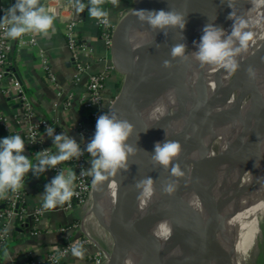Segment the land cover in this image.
<instances>
[{
  "label": "bare ground",
  "instance_id": "obj_1",
  "mask_svg": "<svg viewBox=\"0 0 264 264\" xmlns=\"http://www.w3.org/2000/svg\"><path fill=\"white\" fill-rule=\"evenodd\" d=\"M231 12L235 14L232 18L229 15ZM237 16L248 21L247 30L253 33L247 49L236 53L234 57L237 63L239 57H250L244 62L245 68L243 67L241 77H236L228 84L218 77L227 70L226 67L208 62L202 64L196 57L200 39L194 43L188 54L181 76V56H173L171 53L153 74L160 89L165 93L164 98L158 99L145 116L146 127L155 143L168 136L171 140L180 142L182 133L193 127L203 114L201 92L197 87L199 80L206 78L211 93L218 95L222 103L205 135L193 148L196 158L189 159L180 152L167 167L164 166L163 175L158 182L157 197L152 194L145 197L141 194L139 202L132 207L131 216L143 231L140 243L132 252V264H155L159 261L155 236L149 228L157 215L158 207L168 232L173 235L177 231L176 208L184 207L187 194L182 193L177 203L173 192L164 190L165 186L173 184L175 188L177 180L190 173L200 163L206 167L220 150L227 149L242 134L247 132L248 145L264 132V86L261 81L256 82L252 91L242 95L246 84L251 85L256 81L249 68L254 70L264 43V0H232L185 28L182 36L190 39L206 24L212 23L223 28L224 36L227 37L232 31L233 19ZM237 45L238 42L233 47ZM129 121L134 126L129 144L136 147L142 134L143 121L138 113ZM129 158L130 155L127 159V169H120L113 175L114 192L118 194L123 191L132 169ZM174 166L179 167L182 175L172 173ZM206 180L207 189L203 201L208 218V232L218 255L216 258L197 250L186 264H244L258 242L259 215L264 211V158L238 175L208 176ZM215 188H224L227 192L219 193L214 201ZM227 255L231 263L227 261Z\"/></svg>",
  "mask_w": 264,
  "mask_h": 264
},
{
  "label": "water",
  "instance_id": "obj_2",
  "mask_svg": "<svg viewBox=\"0 0 264 264\" xmlns=\"http://www.w3.org/2000/svg\"><path fill=\"white\" fill-rule=\"evenodd\" d=\"M231 1L132 0L131 7L113 23L110 56L112 67L121 74L122 81L110 104L109 114L116 112L121 119L129 120L138 113L143 124L140 140L135 147L136 151L129 158L132 169L121 194L114 192L113 176L107 177L100 184L92 183L90 212L95 215L112 239V247L104 264H132V252L140 243L143 233L141 226L131 216V209L139 202L143 191L142 187H137V182L150 177L153 181L152 195L156 198L158 182L163 175L164 166L153 160L155 142L145 123L146 112L158 99H163L165 96L153 74L161 66L165 57L171 53L172 47L183 43L186 47L184 55L179 59L182 66L179 75L181 76L186 58L193 49L194 43L200 39L203 29L190 39H185L182 31ZM170 8L186 14L184 29L169 27L167 30H153L146 22H141L136 14L139 9L170 10ZM1 12L0 10V14ZM251 76H255L256 81L251 85L247 83L242 95L252 91L256 82L261 81L264 86V43L260 48V56ZM197 87L201 92L200 100L204 106V112L193 127L182 133L179 142L182 146V154L189 159L196 158L193 148L205 135L222 103L218 95L211 93L206 78L199 80ZM9 95L15 97L16 91L11 89ZM246 133L227 149L220 150L206 167L200 163L190 173L176 181L172 191L176 202L178 203L182 193L187 194L184 207L176 208V233L171 235L168 232L159 207L155 219L149 225L155 236L159 257L158 263L155 264H186L197 250L217 258L218 253L213 247L208 232V218L203 201L207 189L206 179L208 176L215 175H238L264 158V132L248 145H246ZM131 137L132 135L126 143H129ZM166 140H171L170 136L160 143ZM226 192L227 189L215 188L214 201L219 193ZM4 206L3 204L2 207ZM19 206L20 203H16V207ZM28 224L29 218H26L25 226ZM227 259L231 263L228 255Z\"/></svg>",
  "mask_w": 264,
  "mask_h": 264
},
{
  "label": "crops",
  "instance_id": "obj_3",
  "mask_svg": "<svg viewBox=\"0 0 264 264\" xmlns=\"http://www.w3.org/2000/svg\"><path fill=\"white\" fill-rule=\"evenodd\" d=\"M83 2L88 3L90 0ZM14 3L15 0H0V6L3 8H8ZM38 4L44 6L43 0H38ZM131 4V0H100L99 6L107 12L110 21L115 23ZM45 10L54 16L52 29L47 35H36L35 44H20L19 37L12 38L10 72L0 80V137L21 135L25 140L24 154L34 162L36 156L30 153L26 144L25 127L28 120L47 118L53 123L56 133L65 132L76 140L87 142L88 136L93 132V116L96 111V107L85 104L88 73L109 70L104 89L105 100L101 105L103 109L112 103L117 94V83L122 78L121 74L111 69L110 51L101 36L99 24L101 17H93L85 7L83 11H77L76 8L78 38L93 47V52L82 53L78 57L88 65V69L80 82L75 81L77 59L69 48L65 25L56 14L46 8ZM45 61L56 75L57 82L48 78ZM12 77L21 82L32 105V109L24 115L25 117L21 115L17 99L7 95V91L12 88ZM58 91H62V94L59 95ZM67 102L69 104L65 106ZM41 141L44 146L51 148L52 152L56 151L52 139L45 131L42 132ZM63 171L67 174L72 169L65 165ZM55 175L53 172H44L35 176L31 171L25 175L21 185L24 197L19 206V209L24 211L25 218L11 224L10 238L0 247V264H25L30 261L42 264L50 252L70 242H75V247L82 249V255H74L71 251L64 260L70 264L87 260L92 254L93 247L78 242L83 236L82 227L100 245L111 249V236L95 215L87 212L83 206L68 207L63 203L57 205L55 209L42 207L41 193ZM6 195H2L3 201H6ZM26 218H29L27 226ZM1 226L0 221V228Z\"/></svg>",
  "mask_w": 264,
  "mask_h": 264
},
{
  "label": "clouds",
  "instance_id": "obj_4",
  "mask_svg": "<svg viewBox=\"0 0 264 264\" xmlns=\"http://www.w3.org/2000/svg\"><path fill=\"white\" fill-rule=\"evenodd\" d=\"M100 0H90L85 3L77 0V11H83L87 7L93 17H106L107 12L99 6ZM138 19L146 22L153 30H167L169 27H178L181 30L186 26V14L175 9L170 10H137ZM230 18L235 14L231 12ZM54 16L47 12L44 6L38 4V0H15L7 10L6 23L9 25L5 35L17 38L25 33L33 35H47L53 27ZM248 29V21L241 16L233 19L232 31L227 37L224 36V29L208 23L204 26L196 57L203 64L204 62L221 64L230 71L237 67L235 54L248 47L253 33ZM238 45L233 47L234 44ZM186 45L176 44L171 49L173 56H183ZM167 63V62H165ZM250 73H254L249 68ZM133 124L127 119H121L116 112H107L99 115L95 124V132L86 146L90 153L91 167L87 172L93 176V183L100 184L107 177L118 173L120 169H127L129 155L136 151V148L126 143L133 133ZM46 135L52 139L56 147L55 152L48 149L37 151L36 160L24 154L25 140L19 134H11L0 137V195H6L9 190H16L21 187L23 178L27 173L39 176L47 169L55 167L58 163L79 158L82 154L80 144L75 138L65 132L56 133L55 127L46 126ZM35 142V141H33ZM182 150L178 141L166 140L163 143L157 142L154 146L153 160L167 167L173 158L177 157ZM83 173V169L81 170ZM172 173L182 175L178 166L171 169ZM76 173L59 170L49 183L45 185L41 193V202L44 209H55L57 205L71 199L74 195V181ZM153 181L146 177L137 182V187H142V195L150 196L153 192ZM173 184H167L164 188L171 193ZM73 254L82 255V249L75 247Z\"/></svg>",
  "mask_w": 264,
  "mask_h": 264
},
{
  "label": "built area",
  "instance_id": "obj_5",
  "mask_svg": "<svg viewBox=\"0 0 264 264\" xmlns=\"http://www.w3.org/2000/svg\"><path fill=\"white\" fill-rule=\"evenodd\" d=\"M43 5L51 13L56 14L65 25V36L67 38L69 48L73 56L77 59V68L74 75V80L80 82L83 79V75L87 72L88 65L84 64L78 59V57L82 53L93 52V47H91L86 42L80 41L78 38V20L75 16L77 0H43ZM8 8H3L0 6V10L2 11L0 14V80L4 79L10 72L9 57L12 50V38L5 35L9 26L6 23ZM99 24L101 27V36L105 40V43L110 51L113 23L106 16L99 18ZM19 39L20 44H35L37 42L36 35H33L32 33H25L20 36ZM45 63V71L48 75V78L53 82H57L56 75L51 71L46 61ZM111 69H113V67ZM108 72L109 70L89 72L87 75V92L84 95L85 104L89 107H96V111L94 112L93 116V132L88 136L87 142L77 140L82 149L81 156L79 158H72L70 160L62 161L55 167L46 170V172L58 174L59 170H63L65 165L71 167L72 171L76 173V179L74 181V195L70 200L64 203L68 207H73L74 205L83 206L87 212H90L91 208L90 203L92 202L93 176L87 172V169L91 167L92 157L90 153L87 152L86 146L88 142H90L95 132V124L99 115L105 112L109 114L110 105L106 109L101 108V105L105 100L104 89L106 80L108 78ZM11 83V89L16 91L15 98L20 104L21 115L25 117L24 115L32 109L30 99L18 79L12 77ZM10 90L7 91V95H9ZM58 94L61 95L62 91H58ZM68 104V102L65 103V106H68ZM49 125L54 126L51 120L43 117L35 120H28L26 123V144L33 156H36L37 151H42L44 149L51 151V148L44 146L41 141L42 132H44L46 126ZM82 169L84 170L83 173L81 171ZM23 197L24 191L22 187L16 190H9L5 198L6 201H3L4 198L2 195H0V221L2 223L0 228V247L3 246L10 238L11 224L16 221L17 218L19 220H23L25 218L24 211L20 210L19 207H16V203H20ZM2 202L6 203L4 204V207H2ZM82 231L83 236L78 242L84 245H92L93 251L89 259L83 260L76 264H104L108 259L110 249L100 245L95 239H93L84 231L83 227ZM75 245V242H70L65 244L63 247L54 249L52 252H50V254L45 259V262L42 264H70L64 260V257L69 252H71L73 248H75ZM25 264H36V262L30 261Z\"/></svg>",
  "mask_w": 264,
  "mask_h": 264
},
{
  "label": "rangeland",
  "instance_id": "obj_6",
  "mask_svg": "<svg viewBox=\"0 0 264 264\" xmlns=\"http://www.w3.org/2000/svg\"><path fill=\"white\" fill-rule=\"evenodd\" d=\"M250 57H239L238 60V68H236L234 71H230L229 69L223 71L224 73H221L218 77L224 82L230 84L232 83L236 77L243 74L242 70L244 67V62H246L247 59ZM244 67V68H243ZM228 79V80H227ZM122 81V78L120 82ZM121 85V84H120ZM119 89V87H118ZM117 89V92H118ZM259 236H258V242L256 243V247L254 248L252 254L250 255V258H248V261H246L244 264H264V211L259 215Z\"/></svg>",
  "mask_w": 264,
  "mask_h": 264
},
{
  "label": "trees",
  "instance_id": "obj_7",
  "mask_svg": "<svg viewBox=\"0 0 264 264\" xmlns=\"http://www.w3.org/2000/svg\"><path fill=\"white\" fill-rule=\"evenodd\" d=\"M131 1H132V0H131ZM120 84H121V82H118V83H117V86H116L117 89H118V87H120ZM118 90H119V89H118ZM18 220H19V219L17 218L16 221H18Z\"/></svg>",
  "mask_w": 264,
  "mask_h": 264
}]
</instances>
